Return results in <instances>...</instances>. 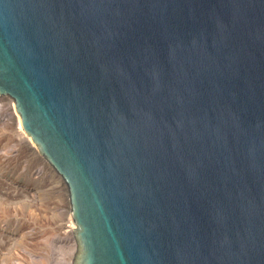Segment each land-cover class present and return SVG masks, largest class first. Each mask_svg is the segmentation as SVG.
Returning a JSON list of instances; mask_svg holds the SVG:
<instances>
[{"label":"water","instance_id":"95a60500","mask_svg":"<svg viewBox=\"0 0 264 264\" xmlns=\"http://www.w3.org/2000/svg\"><path fill=\"white\" fill-rule=\"evenodd\" d=\"M0 96L71 264H264V0H0Z\"/></svg>","mask_w":264,"mask_h":264},{"label":"rangeland","instance_id":"374dc122","mask_svg":"<svg viewBox=\"0 0 264 264\" xmlns=\"http://www.w3.org/2000/svg\"><path fill=\"white\" fill-rule=\"evenodd\" d=\"M8 100L0 96V264H68L75 243L60 233L66 186L14 132Z\"/></svg>","mask_w":264,"mask_h":264},{"label":"bare ground","instance_id":"6f19581e","mask_svg":"<svg viewBox=\"0 0 264 264\" xmlns=\"http://www.w3.org/2000/svg\"><path fill=\"white\" fill-rule=\"evenodd\" d=\"M10 100L7 101V107L11 116V126L12 129L14 130V132L17 134L18 137H20L22 140H24V143L29 147L32 148V150L34 152H36L37 148L36 145L33 143V141L31 140V137L29 136V134L26 133V131L24 130L22 123H21V117L20 114L18 113L16 106L13 102V100L11 98H9ZM33 144V145H32ZM51 166V165H50ZM52 167V166H51ZM52 170L54 172L55 169L52 167ZM55 174H58L57 172ZM61 178V177H59ZM69 204V202H68ZM1 224V223H0ZM2 225V224H1ZM0 225V226H1ZM75 227L74 221L72 219V216L70 214V209L68 208V210H66V218L65 221L63 223L60 224V230H61V234L64 235L69 242L72 244L73 241L71 242V238L73 237V228ZM1 228V227H0ZM72 236V237H71ZM67 240V241H68ZM74 240V239H73ZM75 243V242H74ZM70 244V245H71ZM73 245V244H72ZM74 247V245H73ZM72 247V248H73ZM74 250V249H73ZM70 260V259H69ZM68 264H71L68 263Z\"/></svg>","mask_w":264,"mask_h":264}]
</instances>
